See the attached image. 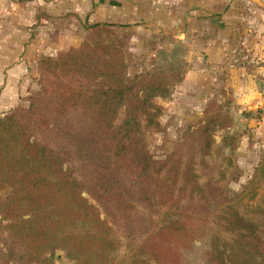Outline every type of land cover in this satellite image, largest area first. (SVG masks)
Segmentation results:
<instances>
[{
    "label": "trees",
    "instance_id": "16d2710c",
    "mask_svg": "<svg viewBox=\"0 0 264 264\" xmlns=\"http://www.w3.org/2000/svg\"><path fill=\"white\" fill-rule=\"evenodd\" d=\"M81 25L76 45L38 55L37 87L0 113V264H56L55 249L71 264H177L194 235L207 239L210 264H264V204L244 216L198 180L196 165L240 136L227 132L213 147V134L233 125L225 89L155 159L144 137L158 125L155 98L170 94L183 68L168 60L129 74L119 24ZM210 198L218 209L202 232Z\"/></svg>",
    "mask_w": 264,
    "mask_h": 264
},
{
    "label": "crops",
    "instance_id": "0c3cea01",
    "mask_svg": "<svg viewBox=\"0 0 264 264\" xmlns=\"http://www.w3.org/2000/svg\"><path fill=\"white\" fill-rule=\"evenodd\" d=\"M113 3L116 9L108 20L121 22L131 16L135 23L128 28L131 68L149 66L161 48L168 61L173 46L190 44L186 50L191 59L185 61L182 52L177 57L185 69L176 85L183 95L190 93L194 102L203 104L225 89L238 111L264 113V0H144L136 7ZM105 17L89 20L85 14L83 20ZM72 40L57 35L43 48L35 41L22 44L0 35V113L34 86L35 55L75 45L79 37Z\"/></svg>",
    "mask_w": 264,
    "mask_h": 264
},
{
    "label": "rangeland",
    "instance_id": "374dc122",
    "mask_svg": "<svg viewBox=\"0 0 264 264\" xmlns=\"http://www.w3.org/2000/svg\"><path fill=\"white\" fill-rule=\"evenodd\" d=\"M113 1L114 0H0V35L6 34L8 38L21 41L22 44L35 41L42 45L43 48L49 41L56 40L57 35L63 40L65 37H67V40L72 38L74 40V38L76 39L79 37L80 40L83 33L81 24L85 21V19L83 20L85 14L89 20L106 16L105 18L107 19H104V21L113 22L108 20L111 19V14H113V10L116 9V3H113ZM115 1L119 3L122 1L126 7H136L138 6L136 3H139V5L144 3V0ZM109 8L110 11H112L110 13L107 12ZM123 13H127L126 10L122 12V14ZM133 22L134 20L131 16L124 21L113 22L119 24L116 30L120 34L127 36V72L132 74L154 65H164L167 61H164V58L167 57L163 54V48H161V50H159L160 54L156 57L153 56L154 58L151 59L149 66H139V70H136L138 66L131 68V51L128 48L130 36L128 28H130L129 26H135ZM177 46L171 48L174 54L170 53L168 56L171 61H176L175 63H177L178 66L180 65L179 67H182L184 72L185 69L182 65V60H178L177 57L180 55V52H182L181 57H184L185 61L191 59L192 54L191 52L188 53L187 50L192 46L186 43ZM56 51L51 48H46L44 52L40 51L37 53L35 58L37 59L40 54L53 55ZM179 59L182 58L179 57ZM36 79L37 71L34 79V86L29 88L28 92L37 87ZM177 84H175L169 95L155 98V101L162 107L161 113L158 116V125L156 127H150L145 131L146 149L155 159L164 157L175 142L183 126L193 122L199 117L201 108L204 104L194 102L192 94L190 93L183 95L181 91L177 89ZM27 93L23 95L16 104L24 103V97ZM212 96H216V94ZM228 97L227 106L233 118V125L226 129L217 130L213 134V147L218 146L221 142L220 138L230 131L240 132L237 145L232 150L222 148L219 152L212 151L209 155L204 157L205 164L198 163L196 165V171L198 180L201 183L209 182L212 186L217 187L225 193L228 203L233 204L244 216H251L253 215L250 210L251 208L264 204V113H261V110L249 112L238 111V109H235L232 96L229 94ZM90 200L93 202L92 199ZM209 201V211L205 215L207 221L198 222V229L202 232L213 229L209 221H211L216 209H218V207L214 209V206H216L219 200L216 202L215 198H210ZM138 213L147 214L149 217L152 216L151 213H148L143 208H139ZM161 213L160 211L159 214L156 215L160 217ZM101 215H105L102 210ZM156 215L152 216L153 219ZM106 217L110 219L109 216ZM114 229L116 233L122 235L123 230L120 219H117ZM261 233L264 236V229L261 230ZM207 246V239L204 236L194 235L192 239H190L188 246H180L176 250L177 264H210L208 261L204 260L201 255L202 251L207 248ZM123 251L124 249H120L118 253L120 254ZM51 257L56 264L72 263V260L68 259L61 249H55Z\"/></svg>",
    "mask_w": 264,
    "mask_h": 264
},
{
    "label": "water",
    "instance_id": "95a60500",
    "mask_svg": "<svg viewBox=\"0 0 264 264\" xmlns=\"http://www.w3.org/2000/svg\"><path fill=\"white\" fill-rule=\"evenodd\" d=\"M81 194H84V192H81Z\"/></svg>",
    "mask_w": 264,
    "mask_h": 264
}]
</instances>
